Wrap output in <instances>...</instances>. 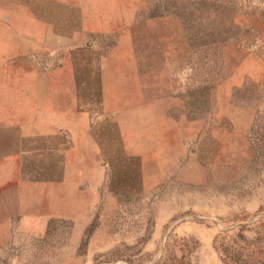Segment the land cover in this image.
Instances as JSON below:
<instances>
[{
	"label": "rangeland",
	"instance_id": "obj_1",
	"mask_svg": "<svg viewBox=\"0 0 264 264\" xmlns=\"http://www.w3.org/2000/svg\"><path fill=\"white\" fill-rule=\"evenodd\" d=\"M61 158L99 168L0 264H264V0H0V198Z\"/></svg>",
	"mask_w": 264,
	"mask_h": 264
},
{
	"label": "crops",
	"instance_id": "obj_2",
	"mask_svg": "<svg viewBox=\"0 0 264 264\" xmlns=\"http://www.w3.org/2000/svg\"><path fill=\"white\" fill-rule=\"evenodd\" d=\"M18 134L13 139H20V140H28L29 143L27 145L22 142L13 143L10 140L12 138L7 137V146L11 147L13 150L12 155L7 157L9 160L10 158H18L21 160L20 157L24 156L25 153L28 155H38L40 156H47L48 150H53L51 153L56 155L62 156V146L55 145L52 149L50 145L53 144L50 139V136L43 135L41 133H22L20 136L22 138H18ZM51 148V149H50ZM4 160V159H1ZM64 163V164H63ZM60 167H55V175L54 178L49 181L47 179L42 180H34V181H25V180H14L13 183H9L8 187L12 189L9 190V194H7L6 199L0 198V219H8L14 216L20 215L23 218H45V217H52L57 213H62L66 208L77 202L79 197L80 185L78 180V174L80 171H94L97 168V163L95 160L87 161L84 163V166L80 167L77 159L75 160H68L65 162L62 160L59 162ZM58 171V175L56 173ZM65 175H63V173ZM72 172L70 175L67 173ZM33 185V186H31ZM29 188H33L35 191L29 192ZM88 188H90L91 193H93L94 187L93 185H86V193L83 195L88 196ZM14 189V190H13ZM26 196L32 197L29 198L30 200L26 201Z\"/></svg>",
	"mask_w": 264,
	"mask_h": 264
}]
</instances>
